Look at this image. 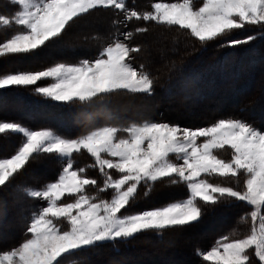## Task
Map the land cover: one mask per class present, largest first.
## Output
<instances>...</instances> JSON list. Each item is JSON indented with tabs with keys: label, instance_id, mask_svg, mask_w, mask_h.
I'll return each mask as SVG.
<instances>
[{
	"label": "snow or ice",
	"instance_id": "6c2138e0",
	"mask_svg": "<svg viewBox=\"0 0 264 264\" xmlns=\"http://www.w3.org/2000/svg\"><path fill=\"white\" fill-rule=\"evenodd\" d=\"M12 15L0 13V29L16 26L9 38L0 39V59L35 56L62 41L79 20L98 10H112L123 19L114 26L128 28L143 21L182 32L201 47L218 43L238 47L255 35L231 38L237 30L255 27L264 32V0H191L156 2L151 11L138 12L126 0H9ZM149 31L137 27L135 33ZM132 30L110 34L92 59L75 64L56 63L39 71L0 73V90L32 87L34 94L65 106L90 109L115 96L151 97L158 77L143 64L134 65L140 45L126 42ZM122 37V38H121ZM99 37L94 36L93 39ZM51 83L41 86L40 82ZM94 126L76 137L53 129L31 130L16 122H0V135L18 134L22 142L10 157H0V187L7 186L30 163L43 156L62 164L56 180L41 189L19 188L28 198L42 202L30 218L21 242L0 252V264H83L87 253L138 239L142 235L179 233L198 223L205 211L218 204L243 202L251 227L240 236L233 227L210 249H196L205 264H264V130L240 119H219L203 127H182L166 121H118ZM230 150L226 160L217 153ZM86 152L94 160L103 182L89 178L74 166V154ZM217 176L242 188L211 183ZM183 184L188 196L154 208L132 209L141 195L148 198L157 185ZM90 188L95 189L89 194ZM110 198L100 194L109 192ZM67 198H71L70 200ZM255 258V260L253 259Z\"/></svg>",
	"mask_w": 264,
	"mask_h": 264
},
{
	"label": "rangeland",
	"instance_id": "374dc122",
	"mask_svg": "<svg viewBox=\"0 0 264 264\" xmlns=\"http://www.w3.org/2000/svg\"><path fill=\"white\" fill-rule=\"evenodd\" d=\"M4 1V0H3ZM5 4H9L11 9H13V5L9 3V0H5ZM156 2H173V0H133V4L130 7L128 0L126 3L130 8H142L141 11H151V5ZM193 7L198 8L202 6L203 0H191ZM1 8V6H0ZM108 11L112 10H98L94 11L92 14L87 15L79 20L78 23L74 24L69 31H67L66 35H64L60 47L53 46L48 47V49L52 51H56L53 54H43L38 53L35 56L20 58L17 57L11 58L9 61L3 64L0 59V73H8V72H15V71H39L44 70L49 66H53L56 63H68V64H75L79 62L81 59H85L88 56V59H92L98 52H94L95 50L99 49V46L102 43L106 42L105 38L107 33H113L114 30L117 31V27L119 28L120 32L127 31V28H124L122 25L114 26L112 21L111 15L116 17V20L123 19L122 15H117L115 12L108 15ZM102 15H101V14ZM107 17V18H106ZM141 22V23H139ZM132 23H137L138 27H145L149 25H155L154 23L146 24L143 21H133ZM143 23V24H142ZM16 27V26H14ZM135 29V28H134ZM10 33L8 32L7 36L2 38L6 39L9 38L11 35L15 34L17 31L10 29ZM155 29L153 30V32ZM243 30H237L231 38H244L247 35H255L257 38L245 45H241L238 47H220L219 45H215L214 47L211 46V49L214 53V61L209 71L217 72L222 70L219 76L217 75L212 76L211 78H202L192 73L186 72L187 69L192 65V63L199 61L198 65H200V61L203 57L196 58L194 61L190 62L189 64H178L179 66L175 69L176 76L170 80L171 82L167 84H172L175 79H178L177 83L173 84V96H169L172 87L168 85L164 87L161 93L157 94L158 91L163 88L161 84L156 83V90L154 96H157L153 99L150 103L153 107H148L147 101L141 100L145 97H130V96H115L110 98L108 101L113 100V98L117 99L118 102L114 105L113 101L106 104V106H101V111L97 113L98 117V125L100 126L101 122L106 121L109 115L116 118L118 121L127 123V122H141L144 119H147V113H153L157 107H161L162 111L165 112V109H172L176 111V115L179 119L170 122L173 124H178L182 127H189V128H197L208 126L221 118L216 117L217 115H231L233 114V119H240L246 121L248 124L256 127L257 129L264 130V32L258 31L255 27L248 26L244 30L245 32L240 35V32ZM134 32V31H133ZM105 33V34H104ZM115 33V32H114ZM138 33L134 32V35ZM94 36L99 37L98 39H93ZM86 37V38H85ZM110 37V36H109ZM85 39L92 40V46H88ZM122 38V37H121ZM146 44H152L150 47L146 48V44H142V47H145L151 52L156 51L157 47H166L174 45L171 48L166 50H158L157 59L161 60V65L166 68L164 59L171 54L176 48L182 49L183 47L187 46V43H180L176 45L175 43H170V40H167V37L164 36V32H157L152 33L150 36L145 37ZM108 40V39H107ZM142 40V39H141ZM167 40V41H166ZM193 41L192 43V52L196 54L201 47L198 41ZM82 41V42H80ZM144 41V39H143ZM98 42V43H97ZM96 43V44H93ZM135 44V43H134ZM215 44V43H210ZM234 49V53L227 54ZM157 52V51H156ZM138 55L135 53V56ZM210 56L209 54H205ZM138 57V56H136ZM141 63L149 68V71L154 72L155 68H158L156 62L149 61L147 58L141 56ZM205 57V56H204ZM163 60V61H162ZM174 61V59H173ZM166 62V61H165ZM2 63V64H1ZM168 63L169 60H168ZM138 66L140 65L137 64ZM231 70V76H223V69ZM208 71V70H207ZM186 72V73H185ZM168 73V72H167ZM184 74H187L186 76ZM215 74V73H214ZM217 77V78H216ZM201 80V82H200ZM209 81V83H208ZM51 83L50 80L41 81V86H46L47 84ZM225 83H228L227 90L224 88ZM213 84V85H212ZM218 85V86H217ZM201 90L198 91L197 89ZM224 89L222 93H218V101L216 100V92L212 93L214 88ZM220 87V88H219ZM1 91V90H0ZM184 94H189V97L183 98H176L178 96L177 92H184ZM198 91V92H196ZM206 93L209 94L211 92V98L209 97L208 100L211 105L206 103H202L201 105L197 102L199 99V94L197 93ZM220 95V96H219ZM226 100H225V98ZM12 98V97H10ZM8 97H0V122H16L19 123V120H14V117H6L4 112L6 111L9 114L15 115L21 114V117H27L25 111L19 110L16 106L12 103L13 101ZM17 99V98H15ZM159 99V102H158ZM115 100V99H114ZM8 103L9 106H8ZM216 103V104H215ZM239 106L231 110L233 104ZM215 104V105H214ZM214 105V106H213ZM177 108V109H175ZM207 110V111H206ZM215 111V112H214ZM233 111V113H231ZM24 113V114H23ZM212 113V114H210ZM209 116V117H204ZM212 116L214 119L212 120ZM165 118H168V115L165 114ZM42 118V119H40ZM36 118L33 121H30L31 127L25 126L31 130H41V129H51L50 127H46L48 120L45 117ZM229 118V117H228ZM100 119V120H99ZM227 119V118H223ZM14 120V121H13ZM148 120H151L148 118ZM24 121V120H23ZM156 121V120H155ZM110 121L108 120V123ZM167 122V121H166ZM198 122V123H197ZM95 123V124H97ZM41 125V126H39ZM103 126V125H101ZM94 127V126H93ZM91 129V128H89ZM89 129H87L89 131ZM9 135V134H8ZM8 135L3 134L0 136L7 137ZM22 142V137L18 139L12 138L9 143L10 146L7 144L8 142L4 141L5 145H0V152L3 151L5 148L17 149L18 145ZM16 146V147H13ZM7 149V150H8ZM16 151V150H15ZM9 152V155L0 156V157H10L12 154L15 153ZM223 159H230L231 158V151L230 150H222L217 153ZM41 167H36L33 169L32 176L37 178L40 176H44L45 174H49V167L52 163H42L40 162ZM28 167V166H27ZM26 167V168H27ZM25 168V169H26ZM24 169V170H25ZM30 168L28 169V173L25 174L22 170L20 174H18L17 178H31V171ZM59 172H55L51 176L57 175ZM50 176V177H51ZM15 177V178H16ZM58 177V176H57ZM21 179V178H20ZM211 183H222L228 184L229 186L242 188L243 186V179H240L239 184L231 183L229 180H217L215 176L207 178ZM24 181V179H21ZM181 188L178 189H169L168 193H165V190L168 188H164V193H162L161 188L155 190L156 195L151 197L148 201L150 205L140 206V202L134 206L132 209L133 211H139L144 208H154L160 205L166 204L171 201L181 200L188 196V191L186 186L183 184ZM178 186V185H177ZM6 186L0 187V192L4 191ZM94 194V193H93ZM7 195V194H6ZM110 198V197H109ZM69 199V198H67ZM70 200V199H69ZM35 203L29 201V198L23 194V192H9L7 198L1 199L0 201V210L4 213V216H0V252L5 250H10L12 247L18 245L22 238L23 233L27 225V221L24 217H30L32 213V209H35ZM41 206V205H39ZM37 205V208L39 207ZM29 208L30 211L26 212L25 209ZM248 207L246 206V211H248ZM215 218L204 219L201 221L200 226L203 228H199V230L192 229L187 232L177 233L166 235L165 240L162 243H156L154 241H143L141 244H137V249L128 250L126 253L121 254V258H117L112 255H105L108 251L105 248H100L96 250L97 255L94 254L93 258L90 260H86L83 264H205L203 261H198L193 258L192 253L189 251L195 244H200L198 248L204 247V251L210 249L213 245H207V241L203 242L206 238L212 240L214 243V239L220 235L229 232L230 229L236 227L238 229L239 235L243 236L246 235L251 227V221H244L238 223V220L233 221V225L229 227L228 217L226 215H218L215 214ZM220 235L219 237H221ZM217 237V238H219ZM203 245V246H202ZM104 251L106 253H102ZM147 253V254H145ZM142 256V257H141ZM145 257V258H144ZM146 257L147 260H146ZM200 258V257H199ZM106 259V260H105ZM133 259V260H132ZM202 260V258H200ZM255 260V258L253 257ZM105 260V261H104ZM110 260V261H109ZM113 260V262H111ZM108 261V262H106ZM132 261V262H131ZM146 261V262H145ZM142 262V263H141Z\"/></svg>",
	"mask_w": 264,
	"mask_h": 264
},
{
	"label": "trees",
	"instance_id": "16d2710c",
	"mask_svg": "<svg viewBox=\"0 0 264 264\" xmlns=\"http://www.w3.org/2000/svg\"><path fill=\"white\" fill-rule=\"evenodd\" d=\"M5 3H6L5 0L4 1L0 0V6H1L0 13L5 14V15H12L14 13V11H15V6H13L14 7L13 9H11L10 5L9 4H5ZM128 3L130 5V7H131L132 4H133V0H128ZM134 9L137 10V11H141L142 10V8L138 9L136 7ZM108 12H109L108 15H111V13H113V11H108ZM111 17H112V21H111V23H112L113 20H116V17L113 16V15H111ZM139 23H141V22H139ZM148 24H150V23H148ZM137 27H138L137 23H132L131 22L129 24L128 28H127V31H129V30L134 31V28H137ZM145 27L149 28V31L147 33L136 34V35L133 36V39L131 41H126V42L132 44L133 46L140 45L142 47V44H146V42L148 43V41H145V39H146L145 37L150 36L152 33H157V32H162L163 31L164 32V36L167 37V40H170L169 41L170 43H175L176 45H179L180 43H183V44L187 43V46L183 47L182 49H179V48L175 47V50L173 52H171V54H169L164 59V62H162V63H165L166 68L163 65H161V62H159L161 60H158L156 58L157 55H158V50H162V49L166 50L168 48L173 47L174 45H171V46L169 45V46H166V47L158 46L157 49H156L157 52L156 51L151 52V50L146 49L147 47H150L152 45L150 43V44H146L147 45L146 48L142 47V52L139 53L138 55H136L138 57L135 56V53L132 54L133 56L136 57V59L133 61L134 65H136V66H138L137 64H139V63L142 64L141 63V59H142L141 56L147 58L149 61L157 63L158 68H155L154 72L149 71V68L145 67V69L147 71H149L153 76L158 77L156 83L161 84V87H163V88H161L158 91L157 94L161 93L162 90H164V87H166L168 85L169 87H172V90L170 91L169 96H173L174 97V95H173V92H174L173 91V84L177 83L179 78L175 79L172 82L171 85L167 84V83L171 82L170 80H172V78H174L177 75L175 69L177 67H179L181 64H184V63L185 64H189L190 62L194 61L196 58H199L200 56L203 57L202 60L200 61V65H198L199 61H196V62L192 63V65L186 71V72L189 71V73H187V74L192 73V75H195V77L198 76V77H202V78L203 77L211 78L214 75H217V77H218L219 74L221 73L222 70H219L218 72H217V70H215V72H214L215 74L213 72L209 71V69L211 68L213 62H215L214 61V56H212V54L215 55V53L212 50H210V49H211V46L214 47L215 45H218V43L207 45L206 47H204L202 49H199L196 54H193V52H192V49H193L192 43H193V41L191 40L190 36H187L186 34H184L182 32H177L175 30L165 29L163 26L149 25V26H145ZM10 29H13V31H14L17 28L12 26L11 28H9L7 30L0 29V39L6 37L8 32L9 33L11 32ZM154 29H155V31L153 32ZM114 32H116V30H114ZM244 32H245L244 30L241 31L240 35L243 34ZM110 34H111V32L107 33V36L105 38L106 42L102 43V45L99 46V49L95 50L94 52H96L98 50L100 51V49H101V47L103 45H106L107 43L110 42V37H109ZM85 38H84V41H86L87 45L88 46H92V44H91L92 40L88 39V38L85 39ZM143 39H144V41H143ZM80 42H82V41H80ZM60 44H61V41L59 43H56V44L50 46V47H53V46H59L60 47ZM93 44H96V43H93ZM54 52H56V51H52V50L48 49V47H47V48H44L42 51H40L38 53H43V54H49L50 55V54H53ZM232 53H234V49H232L231 52L226 53L225 55L231 54L232 56H234ZM205 54H209L210 56H207ZM89 55H90V53H88V56ZM11 58H14V57L3 59V60H1V62H3V64H4L7 61H9ZM17 58L20 59L19 57H17ZM173 59H174V61H173ZM168 60H169L170 63H168ZM178 64H180V65L176 66ZM226 68L227 67H225L223 69V76H231L232 71L228 70ZM187 74H184V75L186 76ZM225 86L226 87L224 89L227 90L226 88L228 86V83H225ZM214 89L215 90H212V93L216 92L215 98L218 101L217 92L218 93L219 92L222 93V91L224 89H218L217 87L214 88ZM155 90H156V86H155ZM197 90L201 91L199 89V87H198ZM198 91H196V92H198ZM177 93H178L177 94L178 96H176V98H183V97H185V95H186V97H189V94H184V93H186V91L177 92ZM197 94H199V99H198L197 102L200 105L202 103H205V101H206V104L212 106V104L208 103L209 102L208 98L209 97L211 98V92L209 94H206V93H202L201 94L200 92L197 93ZM3 96L4 97H8V98L12 97V98H10L13 101L12 104L14 106H16L19 110L25 111V113L27 114V117H21L22 115L19 114V113L18 114L15 113V115H12V114H9L6 111V113L4 112V114L6 115L7 118L8 117H14L13 118L14 120L17 119V120H19V122L21 124H24V125H26L28 127H31V124L29 123L30 121H33L37 117L38 118L45 117V118L48 119V120H46V123H47L46 127H50L51 129L56 130L59 134H62L64 136H66V137H76V136H78L80 134H83V133L87 132L88 131L87 129L92 128L95 125H98V123H97L98 122L97 113L101 111L100 107L101 106H106V104L110 103L111 101H113L114 105H116L117 102H118L117 99H119V98H117V99L113 98V100L107 101L105 105L96 106V107H93V108H90V109H81L79 106H71V107H69V106L61 105L58 102H53V101L47 100L46 98H44L40 94H34V91H33L32 87L21 88V89H11V90H1L0 91V97H3ZM156 97L157 96L153 95L151 97H145L144 99H141V100L147 101V104H149L148 107H153L150 102L153 99H155ZM15 98H17V99H15ZM158 102H159V99H158ZM9 104L10 103H8V106H9ZM235 107L236 108L238 107V109H240V105L237 106V105L233 104V107L231 108V110H233ZM175 109H177V108H175ZM231 113H233V111ZM165 114L168 115V118L164 117ZM210 114H212V113H210ZM146 116H147V119L149 118L151 120L167 121V122H173V121L179 119L177 117L178 115H176V111L168 108V109H165V112H163L161 107H157L156 110L153 113L149 112V113H147ZM204 117H209V116H204ZM228 117L229 118H233L234 115L231 114V115H220V116H218L217 115V111H216V117L215 118L223 119V118H228ZM40 119H42V118H40ZM213 119H214V116H212V120ZM95 123H97V124H95ZM107 123H108V118L106 119V121L101 122V124H99V125L101 126V125H105ZM39 126H41V125H39ZM6 135H8V134H6ZM12 138L18 139V138H20V135H18V134H9L7 137L0 136V145H5L4 141H6V142H8L7 144L10 146L9 141ZM13 147H16V146H13ZM7 149L8 148H5L3 151H1L0 152V156L9 155L10 154L9 152L12 151V153H13L16 150V149L12 150L13 148L8 149V150ZM40 162H42V163L48 162V163H52V165L49 167V171H48L49 174H45L43 177L40 176V177L35 178V177L32 176L33 169H35L36 165H37L36 167H41L40 166V164H41ZM74 162H75L74 163L75 167H77V168L83 167L85 169L84 175H86L89 178L97 179L98 183L102 184L103 177L100 174L99 169L92 166V165H94V160L86 152H82L80 154H74ZM32 165H34L33 169H32ZM29 168H30V170L32 169L31 175H30L31 178L28 179V178L20 177L21 179H24V181H22L20 178H17V177L15 179H13L9 183L11 188H6V189H4V191L0 192V201H1L2 197H3V199L4 198L6 199L7 195L9 194V192H13V191L14 192H23V191H20L19 188L29 187V188L37 189V190L41 189L42 186L46 185L48 182H51V181H54V180L57 179V176H58V174L61 171L62 164L60 162H58L54 157L43 156V157L39 158L38 160H36L35 162L30 163L28 165V167L23 172L25 174H27L28 173L27 171H28ZM55 172H59V173H57L56 177L55 176H51ZM215 177H216L217 180H222V181L226 180L225 178H222V177H217V176H215ZM181 187H182V185H178V186L177 185H175V186H164V185H159L158 184L155 187V190H157L158 188H161L162 193H164L163 189L164 188H168L167 190H165V193H168L169 189H178V188H181ZM155 190L150 194V196L148 198H144L141 195V198L138 201V203L141 201L140 202V206H142V205H145V206L150 205L148 200L151 197H153L154 195H156ZM93 193H95V189L94 188H90L89 194H93ZM23 194H24V192H23ZM100 195L102 197H104V198H109L111 193L109 191V192H106V193H101ZM69 199H71V198H69ZM29 201L31 202V204L35 203V205H36L35 209H37V205L39 206V205L42 204V202L39 201L36 198H29ZM33 210L34 209H32V211ZM25 211L29 212L30 209L27 208V209H25ZM245 212H247L246 211V205H244L242 202H233L231 204H218V205L215 206L214 210L205 211L202 219L198 223H195L194 225H192L190 227H187L182 232H187V231H190L192 229L199 230V228H202L200 226L201 221H203L204 219H209V221H211V218H215L214 217L215 214H218V215L223 214V215H226L228 217L231 215V217L228 218L229 227H230V226L233 225V221L234 220H238V218L242 214H244ZM0 216H4V213L2 212V210H0ZM246 221H249V218ZM182 232H179V233H182ZM171 234H177V233H166L162 237L161 236H157L155 234L142 235L140 238L131 240L130 242H127V243H120V244H117L115 246L108 245V246L102 247V248H105L108 252L107 253L104 252V251H101V252L102 253H106L105 255L108 254V255L115 256L117 258H121V254L126 253L128 250H131V249H137V244H141V242H143V241H154V242H156L158 244V243H162L165 240L166 235L169 236ZM220 235H222V234H220ZM220 235H218L217 237H219ZM217 237L214 239V242L217 239ZM205 241H207V245H210V244L212 245L213 244L212 240L209 239V238H206L203 242H205ZM199 246H200L199 243L195 244V246L192 247L189 251L192 253V256H193L194 259H196L198 261H202L195 254L196 249L205 250V249H203L204 247L198 248ZM94 254L97 255L98 252L96 253V251H92L90 253H87L85 258H84V260H83V263L86 260L92 259ZM66 264H69V262L66 261Z\"/></svg>",
	"mask_w": 264,
	"mask_h": 264
},
{
	"label": "bare ground",
	"instance_id": "6f19581e",
	"mask_svg": "<svg viewBox=\"0 0 264 264\" xmlns=\"http://www.w3.org/2000/svg\"><path fill=\"white\" fill-rule=\"evenodd\" d=\"M205 70V69H204ZM208 73V72H207ZM205 78V77H204ZM200 82H201V80H200ZM208 83H209V81H208ZM213 85V84H212ZM218 86V85H217ZM220 88V87H219ZM220 93V92H219ZM220 96V95H219ZM225 98V97H224ZM225 100H226V98H225ZM205 103H206V101H205ZM207 111V110H206ZM145 254H147V253H145ZM142 257V256H141ZM145 258V257H144ZM147 258L148 257H146V260H147ZM106 260V259H105ZM104 260V261H105ZM133 260V259H132ZM110 261V260H109ZM106 262H108V261H106ZM111 262H113V260H111ZM132 262V261H131ZM146 262V261H145ZM142 263V262H141ZM139 264V263H138Z\"/></svg>",
	"mask_w": 264,
	"mask_h": 264
},
{
	"label": "crops",
	"instance_id": "0c3cea01",
	"mask_svg": "<svg viewBox=\"0 0 264 264\" xmlns=\"http://www.w3.org/2000/svg\"><path fill=\"white\" fill-rule=\"evenodd\" d=\"M86 58H89L88 56L86 57ZM185 186V185H184ZM6 188H11L10 187V184H8L7 186H6ZM188 191V190H187ZM243 203V202H242Z\"/></svg>",
	"mask_w": 264,
	"mask_h": 264
}]
</instances>
